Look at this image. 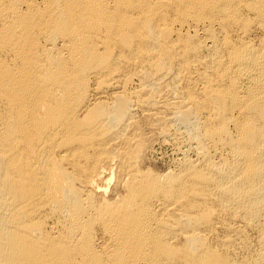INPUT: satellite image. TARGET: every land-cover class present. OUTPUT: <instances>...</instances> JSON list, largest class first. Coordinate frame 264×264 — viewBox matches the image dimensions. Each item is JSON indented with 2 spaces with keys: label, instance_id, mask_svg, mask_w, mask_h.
Returning <instances> with one entry per match:
<instances>
[{
  "label": "bare ground",
  "instance_id": "6f19581e",
  "mask_svg": "<svg viewBox=\"0 0 264 264\" xmlns=\"http://www.w3.org/2000/svg\"><path fill=\"white\" fill-rule=\"evenodd\" d=\"M0 264H264V0H0Z\"/></svg>",
  "mask_w": 264,
  "mask_h": 264
},
{
  "label": "rangeland",
  "instance_id": "374dc122",
  "mask_svg": "<svg viewBox=\"0 0 264 264\" xmlns=\"http://www.w3.org/2000/svg\"><path fill=\"white\" fill-rule=\"evenodd\" d=\"M156 148L158 149V159H170L171 158V151H170V148L169 147H158V146H156ZM160 151H161V153H160ZM165 151H166V153H165ZM167 155V156H166ZM161 156V157H160Z\"/></svg>",
  "mask_w": 264,
  "mask_h": 264
}]
</instances>
